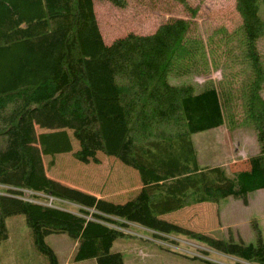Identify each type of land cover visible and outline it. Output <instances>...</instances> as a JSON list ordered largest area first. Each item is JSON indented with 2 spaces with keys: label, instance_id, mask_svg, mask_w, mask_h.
Segmentation results:
<instances>
[{
  "label": "trees",
  "instance_id": "trees-1",
  "mask_svg": "<svg viewBox=\"0 0 264 264\" xmlns=\"http://www.w3.org/2000/svg\"><path fill=\"white\" fill-rule=\"evenodd\" d=\"M176 1L192 19L106 44L94 0H0V185L8 193L0 194V243L7 219L21 214L49 264L59 261L45 238L57 233L76 242V262L125 264L112 250L125 232L113 226L129 223L168 244L180 235L235 264H264L256 223L254 243L204 233L221 200L247 204L264 189V0H236L240 24L206 37L193 20L199 7ZM214 72L221 79L205 80L199 92L169 82ZM221 126L254 129L260 151L249 170L232 176L200 165L193 135ZM40 154L64 181L102 196L44 176ZM30 192L78 208L30 202Z\"/></svg>",
  "mask_w": 264,
  "mask_h": 264
},
{
  "label": "rangeland",
  "instance_id": "rangeland-1",
  "mask_svg": "<svg viewBox=\"0 0 264 264\" xmlns=\"http://www.w3.org/2000/svg\"><path fill=\"white\" fill-rule=\"evenodd\" d=\"M186 1L192 8L199 7L193 20L205 37L219 27H225L228 31H232L241 22L236 11V0ZM94 3L96 17L106 44H110L115 39L122 38L129 33L151 34L160 24L172 19H192L191 13L176 0H127L126 8L117 7L108 0H94ZM208 79L218 81L221 79V73L214 72L212 75L204 77L187 74L179 78L170 77L169 82L171 84H194L197 92H199L202 83ZM34 124L37 133H39L38 124L36 122ZM65 128L69 130L70 127ZM251 131L255 133L251 126L238 129L222 126L194 134L192 138L199 154L200 165L213 166L217 164L222 166L232 160L245 158L242 153L237 155L240 150L245 151L250 156L256 151L255 143L259 146L257 137L253 136ZM40 158L44 176L63 180L64 173L56 174L55 169L49 165V158L42 154H40ZM72 170L74 168L71 167L69 171L72 172ZM261 194L262 196L258 197ZM30 197L26 198L30 199ZM250 197L253 200L257 197V202L264 201V190L256 195L252 194ZM39 201L43 205L51 204L50 201L43 198ZM229 201L227 198L221 200L216 204L218 206H215V209L219 207L222 210L230 203ZM57 206L62 210L70 209V207L60 204ZM243 210L250 215L256 214L258 211L257 207L252 210L243 208ZM201 213L203 214V212L199 214ZM216 214L219 216L221 212L216 209ZM255 223L264 237V220L258 213L253 217L250 226L235 225L230 227L222 223L220 219L214 225L205 227L204 233L207 234L206 230L209 229L210 236L216 238L229 240L232 237L236 242L243 240L246 243H254L256 238L253 224ZM186 224L184 227L194 228L190 221H187ZM7 227L9 237L0 243V264H49L47 256L35 246L31 229L27 225L24 215L20 214L8 218ZM124 230L125 234L118 236L112 250L122 254L125 264H235L236 262L232 257L216 253L204 245L180 235L169 236L168 239L171 241L168 244L164 242L163 237H157L152 231L137 224L129 223ZM45 242L56 253L59 264H65L67 259L70 264H97L95 259L76 262L77 246L75 241L65 233L51 234L45 238ZM169 245L174 246V248H170Z\"/></svg>",
  "mask_w": 264,
  "mask_h": 264
},
{
  "label": "crops",
  "instance_id": "crops-1",
  "mask_svg": "<svg viewBox=\"0 0 264 264\" xmlns=\"http://www.w3.org/2000/svg\"><path fill=\"white\" fill-rule=\"evenodd\" d=\"M222 127V126H221ZM252 133V131H251ZM253 136H256L255 133H252ZM255 147H256V151L253 152V154H251L250 156L252 155H255L257 154L259 151H260V145L258 146L257 143H255ZM240 153H242L245 158H241L239 160H232L230 163H224L221 167L224 166V168H226L227 171H229L228 173L230 175H234L235 173L239 172V171H246V170H249L250 169V161H249V157L245 151L243 150H240V152L237 153V155H241ZM198 158H199V154H198ZM199 163H200V158H199ZM218 166L217 164L216 165H213V166H208V167H216ZM203 167H206V166H203ZM49 178V177H47ZM56 181H59L67 186H70V187H73V188H77L79 190H82L86 193H89V194H92V195H95L96 197L100 198L102 196L101 193L95 191V190H92V189H89V188H84V187H81L79 185H75L73 183H70V182H67V181H64V180H59V179H56V178H52ZM262 190L264 189H260V190H257L255 192H252L248 195V203L247 204H244L242 201L240 200H236L234 198H227V200H230L229 204L227 206H225L222 210L219 209V207H216L217 211L219 210L221 212V214H219V216L216 214V221L217 220H220L221 219V222L224 223L225 225H228V226H235V225H246V226H250L251 222L253 221V217L255 215H257V213L259 215H261V218L264 220V201L260 200L257 202V197H255L253 199H251L250 195L252 194H258L259 192H262ZM263 194V193H262ZM259 195L258 197L262 196ZM228 203V202H227ZM259 204V205H257ZM212 204H202V205H199L201 206L202 208L205 207V206H210ZM215 206H218V205H215ZM206 207V208H207ZM254 207H257V212L256 214H252L250 215V213H246L244 209H249V210H252ZM193 208L192 207H189L187 209H191ZM249 214V215H248ZM246 215V216H245ZM207 218V216L205 217ZM219 222V221H218ZM214 225V224H213ZM219 225V223H218ZM209 229L206 230V233L209 234L210 233V230L208 231ZM208 231V232H207ZM210 235V234H209ZM75 245L76 242H75ZM65 264H70V261L67 259Z\"/></svg>",
  "mask_w": 264,
  "mask_h": 264
},
{
  "label": "built area",
  "instance_id": "built-area-1",
  "mask_svg": "<svg viewBox=\"0 0 264 264\" xmlns=\"http://www.w3.org/2000/svg\"><path fill=\"white\" fill-rule=\"evenodd\" d=\"M3 188H7L6 186L4 185H0V194H8V193H5L4 191H2ZM31 194V197L30 199L29 198H26V200L30 201V202H34V203H39L41 204L42 202H40L39 200H41L42 198L44 200H48L50 201V205L48 204H44L45 206L47 205L48 207H54V208H58L60 209L59 206L57 205H61V206H65V207H69L70 205H73L75 206L74 204L72 203H69L61 198H58V197H55V196H52V195H48V194H43V193H37V192H30ZM34 196V197H33ZM43 205V204H42ZM114 228L116 229H119V230H122L123 232H125L124 229L122 228H119L117 226H113ZM170 248H174V246L172 247V245H169Z\"/></svg>",
  "mask_w": 264,
  "mask_h": 264
}]
</instances>
